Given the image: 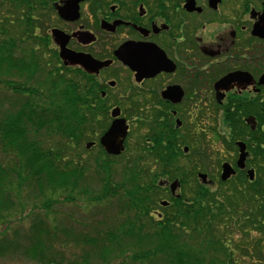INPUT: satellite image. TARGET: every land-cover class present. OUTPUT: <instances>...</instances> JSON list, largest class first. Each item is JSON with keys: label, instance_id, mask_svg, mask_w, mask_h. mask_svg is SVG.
<instances>
[{"label": "flooded vegetation", "instance_id": "af4514ba", "mask_svg": "<svg viewBox=\"0 0 264 264\" xmlns=\"http://www.w3.org/2000/svg\"><path fill=\"white\" fill-rule=\"evenodd\" d=\"M67 1H52L42 18H34L33 31L43 32L59 73L77 76L79 108L91 118L85 150L110 159L161 151L194 159L192 172L207 177L200 185L205 192L251 213L258 192L264 199V0ZM61 48L78 62L64 64ZM116 119L127 130L124 150L113 155L100 138ZM228 168L232 172L221 179ZM160 188L169 203L162 209L181 195L174 204H191L181 187L174 194L167 182ZM152 215L161 219L163 211ZM232 226L225 264H243L253 228L245 225L242 233Z\"/></svg>", "mask_w": 264, "mask_h": 264}, {"label": "trees", "instance_id": "16d2710c", "mask_svg": "<svg viewBox=\"0 0 264 264\" xmlns=\"http://www.w3.org/2000/svg\"><path fill=\"white\" fill-rule=\"evenodd\" d=\"M52 1L0 0L3 16L0 17V28H3L0 29V83L16 95H24L23 100H17V106L9 100L11 106L5 108L0 102V224L11 217L21 218L28 203H32L29 212L34 216L28 229L22 232L14 230L12 236L5 230L0 232V258L14 253L12 255L22 258L26 264H110L116 258L121 261L114 264H225L230 256L226 242L232 225L242 233L246 224L263 228L264 232L262 193L258 192V200L249 213L231 204V200L228 205L221 203L215 191L205 192L199 188L191 194L190 205L174 204L184 197L181 195L172 200L174 203L169 208H161L163 216L157 219L152 210L160 208L158 201L163 196L157 182L178 178L184 185L189 175L180 166L179 157L163 151L127 160L120 167L122 174L116 181L111 180L117 171L110 158L99 154L94 160L96 173L102 176V192L96 200L113 197L116 202L113 216L109 218L112 228L100 222L93 225L95 235L89 237L76 231L75 226L68 223V217L62 222L69 224L68 228L46 221L45 214L59 202L54 198L57 191L73 192L86 167L81 159L65 161L62 150L60 153L42 147L40 132L43 130L48 136L59 135L79 144L86 137L85 128L91 121L90 115L79 108L81 95L74 89L78 80L75 73L67 71L69 77H64L57 67L48 71L46 66L53 56L41 62L45 55L37 57L34 53L33 46L44 43L34 35V18H42ZM11 9L22 12L17 41L8 34V27H1L12 23L13 19L3 13ZM29 38L32 47L20 51L19 43ZM54 58L58 62V58ZM39 72L46 79L36 83L33 79ZM12 75H17L19 80L11 81ZM81 101L84 103V98ZM152 165L156 170L152 171ZM68 166L71 168L67 169ZM25 189L28 194L25 203H21L19 198ZM29 196L44 197L40 204L44 213H33L37 204ZM231 217L237 221L234 223ZM260 239L263 243L264 233ZM242 240L245 247L246 240ZM73 248L78 252H67ZM257 250L256 258L264 255Z\"/></svg>", "mask_w": 264, "mask_h": 264}, {"label": "rangeland", "instance_id": "374dc122", "mask_svg": "<svg viewBox=\"0 0 264 264\" xmlns=\"http://www.w3.org/2000/svg\"><path fill=\"white\" fill-rule=\"evenodd\" d=\"M2 13V12H0ZM5 15H8V17L12 20V23L9 25L4 24L1 27L7 28L8 27V34L12 37H14L15 41L20 37V26H19V20L21 19L22 12L18 9H11L10 12H3ZM1 18H3L2 15H0ZM3 30V28H0ZM43 32H38V37L37 39L40 40L42 37ZM41 35V36H40ZM44 43H39L33 46L35 48L34 53L37 55V57H40L42 54L45 55L46 58H43L40 60L41 62H45L48 59H52L50 61V65L46 66V69L48 71H54L56 69V64L57 62L55 61L56 58H54V54L49 52V50H46V45H43ZM33 45L32 40L26 39L23 42L19 43V50H27V48H31ZM36 46H38L36 48ZM25 53V52H24ZM53 56V57H52ZM52 57V58H51ZM64 77H69V74L66 72H63L61 74ZM71 76V75H70ZM73 77V76H72ZM4 78V77H3ZM5 77L4 79L7 80ZM44 78V79H43ZM11 81L16 82L19 80L17 78V75H12L10 77ZM45 81V77L39 72V74L34 76L35 82L42 80ZM22 82V81H21ZM24 96V95H23ZM21 94L16 95L14 92H12L9 88L6 87L5 84L0 83V102L5 105V108H10V104L16 102L17 106V100H23V97ZM9 100H11V103L9 104ZM5 102V104H4ZM91 126V125H90ZM86 127L85 128V133H89L91 128ZM41 146L44 148H51V149H56L59 150L58 152L61 153L62 150V155L65 158V161L74 159V160H80L81 162L84 161V167L85 170L83 172V175L79 178L77 181V187L73 192H69L68 190L64 189H59L56 193V196L54 198L59 201L55 203L49 213L45 214V219L47 222H54V224L59 225V226H67L63 224L66 220L65 217H68L69 224L72 226H75L76 231H80L83 233H86L89 237L94 236V231L92 230L93 225L96 226L100 222H102L104 227H113L112 219H109L113 216V213L116 209V202L115 200L113 201V197L109 200H103V201H97L96 198L99 196L102 192V176H100L98 173H96V167L94 160L98 158L99 154L98 152H95V149L91 150H85L84 145H85V140L87 138H84L79 144H76L71 141H67L64 138H61L59 135H51L48 136L46 133L42 130L40 132V137H39ZM214 145L211 146L212 149L217 150L218 144L213 143ZM66 150H63V149ZM79 157V158H78ZM126 156L123 155L118 158H111L113 161V167L116 169L117 173H115L114 178L112 177L111 180L116 181L119 178V175L122 174V171L120 167L124 162H126L128 159L125 158ZM192 161V162H191ZM197 163L196 160H188V159H181L180 160V166L182 167L183 170L188 169V176L186 178V183L184 185H181L182 187L180 188V192L184 193L186 196L185 198H191V194H193L194 191L199 190L201 188L204 191V188H202L201 182L197 179L196 173L192 172L196 166L195 164ZM213 164V162H212ZM192 166V168L190 167ZM197 166H201L200 164H197ZM186 167V168H185ZM215 167V166H214ZM71 167L68 166L67 169H70ZM152 171L156 170V166L152 165ZM200 171H203V169H199ZM205 172L212 174L213 173V168L209 167L206 164ZM181 184V183H180ZM199 186V187H198ZM178 189V188H177ZM176 189V191H177ZM212 189V188H211ZM214 189V188H213ZM217 189V188H216ZM206 190V189H205ZM49 189H45L46 195H48ZM214 192V191H211ZM28 194V191H24L23 195L21 194V197L19 198V201L21 203H25V197ZM215 194V193H214ZM216 195V194H215ZM33 196H29V199H33ZM53 198V197H52ZM160 199H164L162 196ZM33 201L37 204V208L33 213H44V210L41 209V202L44 201V197H37L34 198ZM32 206V203H28L25 205V211L23 213V216L21 218H9L7 222H4L0 224V232L5 230L8 235L12 236V232L14 230L22 232L23 230L28 229L30 220L34 218L30 216L31 212H29V207ZM239 207V206H237ZM153 210H158L159 212L163 211L162 209L156 207ZM164 213V212H163ZM154 216V215H153ZM121 221V219H120ZM61 223V224H60ZM247 223V222H246ZM68 224V226H69ZM87 225V226H86ZM68 226L66 228H68ZM246 227H249L248 224H246ZM257 228V229H256ZM256 228H253V231L249 234L252 238L251 245L248 248V251L246 253L248 255L245 256L247 259H243V264H253L254 260L259 261L258 264H264V255L262 256H257V258L253 256V254L256 252L263 253L264 254V242L262 243V239H260L263 236V228H260L256 226ZM4 233V232H2ZM247 235V233H245ZM1 235V234H0ZM206 236V235H203ZM232 238H235L237 236V232L231 234ZM261 242V243H260ZM260 247V248H259ZM78 252L76 249H71L70 251L68 250L67 252ZM243 252V251H242ZM253 253V254H252ZM14 254V253H12ZM12 254H7L4 255L3 257L0 258V264H26L21 260L22 258H18L17 256H14ZM256 254V253H255ZM242 255H239L240 257ZM249 259V260H248ZM94 261V260H93ZM99 262L98 260H96ZM121 259L116 258L114 261H112L110 264H114L116 262H120Z\"/></svg>", "mask_w": 264, "mask_h": 264}, {"label": "water", "instance_id": "95a60500", "mask_svg": "<svg viewBox=\"0 0 264 264\" xmlns=\"http://www.w3.org/2000/svg\"><path fill=\"white\" fill-rule=\"evenodd\" d=\"M71 0H68L67 2H70ZM79 0H73L74 4H76ZM52 37L56 43L60 42V31L54 29L52 30ZM60 58L63 60L64 64H75L78 62V57H75L73 55H70V53H67L64 51V49L61 48L59 53ZM115 115V114H113ZM127 127L124 125L123 120L116 119L114 120L107 131L102 135L100 138V144L105 149V151L109 154L118 155L121 151H123V140L126 135ZM89 146V143L86 144V147ZM232 172L228 168V171L226 169L224 170V173L221 176V179H226L229 174ZM198 177L201 179L203 183L206 182V175L205 174H198ZM162 184V182H160ZM180 183L178 180H174L170 183L169 188L171 193H174L177 187H179ZM161 205H166L167 203L165 201L160 202Z\"/></svg>", "mask_w": 264, "mask_h": 264}]
</instances>
